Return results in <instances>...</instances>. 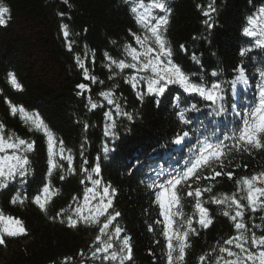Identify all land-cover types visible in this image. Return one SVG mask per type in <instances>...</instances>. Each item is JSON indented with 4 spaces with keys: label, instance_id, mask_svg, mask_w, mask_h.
I'll return each instance as SVG.
<instances>
[{
    "label": "trees",
    "instance_id": "16d2710c",
    "mask_svg": "<svg viewBox=\"0 0 264 264\" xmlns=\"http://www.w3.org/2000/svg\"><path fill=\"white\" fill-rule=\"evenodd\" d=\"M153 2L3 0L9 12L5 14L7 23L0 26V138L5 142L0 156L21 154L20 149L7 148L9 143H18L17 137L32 143L33 151L26 153L25 177L32 180L29 189L19 175L0 188V212L25 227V233L7 237L0 245V264H120L119 260H102L103 255L93 258L91 253L102 246L96 236L105 242L111 237L110 253L119 252L125 235L131 244V260L125 264H168L164 210L172 220L169 235L174 257L178 255L176 236L189 232L184 259L177 264H226L236 259L221 248L244 256L236 247L242 232L248 237L244 246L256 250L251 237L264 234V197H258L253 211L247 201L249 185L243 181L256 176L252 187H264V134L256 136L261 147H252L239 136L242 117L256 126L264 114L250 116L259 107L260 86L264 85L260 77L264 71V12L260 11L264 0H164L168 11L152 8L146 23L140 24L137 16L144 8L138 5ZM158 15L167 16V25L159 32L170 57L159 53V45L146 27ZM62 24L68 25L67 36ZM137 34L142 37L140 43ZM157 58L161 61L158 68L169 69L172 65L167 60L171 59L187 83L202 86L205 95L186 92L181 83L169 84L163 93L149 92V82L156 74L143 64ZM120 60L136 67L121 68ZM241 67L248 84L237 81L233 91L231 83ZM10 72L22 85L20 89L11 84ZM80 83L86 87L79 89ZM208 93L213 100L206 99ZM221 105L225 111L215 115L214 109ZM21 108L33 119L38 115L47 130H37ZM181 111L187 125L180 120ZM125 113L133 119L123 116ZM106 117L114 126L110 130ZM47 131L64 135L67 144L65 148L52 144L51 163ZM185 131L187 137H183ZM101 138L111 145H101ZM97 167L99 172L93 171ZM43 176L49 180L45 184L48 193L41 186ZM174 177L180 183H169ZM94 180L100 184H93ZM105 187L107 197H103ZM88 189L96 195L90 193L86 202ZM37 195L45 203L44 209L36 204ZM101 197L103 204L111 199L112 205L98 215ZM21 200L35 204L19 203ZM198 200L207 209V226L200 224ZM233 201H239V206ZM238 210L243 215L233 220ZM116 212L120 215L109 222L107 218ZM68 217L77 221L75 227L69 226ZM189 222L195 231L189 230ZM105 223L108 228L101 233ZM236 223H243L245 229L237 230ZM116 227L122 229L118 236ZM227 240L233 243L226 244Z\"/></svg>",
    "mask_w": 264,
    "mask_h": 264
},
{
    "label": "snow or ice",
    "instance_id": "6c2138e0",
    "mask_svg": "<svg viewBox=\"0 0 264 264\" xmlns=\"http://www.w3.org/2000/svg\"><path fill=\"white\" fill-rule=\"evenodd\" d=\"M138 7L144 8V12L139 14L137 16V21L140 24H145L147 18L151 15V9L152 8H156V9H163L165 12L168 11V6L167 4L164 2V0H154V2L151 5H147L145 6L144 4H140L138 5ZM133 12H136V8L132 9ZM261 12H264V8H262L260 10ZM9 12V8L3 3V0H0V26L5 25L7 23V18H6V13ZM63 15V14H61ZM205 15H208V13H205ZM206 24H209V22L206 20L205 21ZM162 25H167V16L166 15H158L156 17L155 23L152 25H147L146 27L150 28V31L152 33V35L155 37V42L156 44L159 45V53L165 55L166 57H170L171 56V51L165 52V42L162 39V34L159 32V29ZM209 26H211L209 24ZM61 28L64 32V35L67 36L68 35V25L67 24H62ZM245 32L248 33V35H252L251 32L248 31V29H245ZM136 42L140 43L141 42V37L140 36H135ZM69 47H71V45H69ZM149 51H151V49H149ZM131 54H132V58L133 60L137 59V54H136V50L135 48H133L131 50ZM243 55V53H242ZM77 60V64L80 68H84V64L83 62L80 60V57L77 56L76 57ZM115 63V61H114ZM161 61L159 60V58H157L154 62L152 60H149L147 63L143 64L144 68H149L151 66L152 71L156 74V78L150 80L149 85H148V91L149 92H158V93H163L165 91V88L169 85V84H173V83H181L184 86V89L186 92H199L201 96L205 95V89L202 86H198L196 84H188L187 83V77L181 72L180 68L176 67L175 64H172V60L168 59L167 60V64H171L172 67L169 69L167 67L164 68H158L157 65L160 64ZM119 66L121 68L124 67H136L135 64H129V65H125L123 60L119 61ZM84 75L87 76L88 72L87 70L84 71ZM213 75H215V73H213ZM8 77L10 79L11 84L17 88L20 89L22 87V85L19 83V81L17 80L16 76L14 73H8ZM260 77L262 79H264V71L260 72ZM242 82L245 85L248 84V80L245 78V71L244 68L241 67L239 68V75L237 76L236 80L232 81L231 83V88L234 91L235 90V85L236 82ZM159 85L158 87H153V85ZM77 87L79 89H84L86 87L85 84L80 83L77 85ZM213 88H219V85L217 84H213L212 85ZM260 92H259V107L254 108L251 112H250V116L254 117L257 115V113H264V85L260 86ZM221 92H223V89H220ZM206 99L211 101L214 99V96L212 93H208L206 96ZM221 101L224 100L223 96H220L219 98ZM93 108L96 107L95 104L92 105ZM178 107V105H177ZM195 107V106H193ZM234 107V105H233ZM13 112L17 111V109L15 107H13ZM21 113L24 114L26 119H30L33 121V123L35 124V126L39 129L41 127H45L44 122L42 120H40L39 116L37 115L35 117V119H33V117L29 116L27 113H24V110L21 108L20 109ZM186 111V110H184ZM184 111H181L180 113V120H182L184 122L185 125H187L189 123L188 120L184 119ZM225 111V108L223 107V105H221L219 108L214 109V113L215 115H220L222 112ZM125 115L128 116V119H131V115L125 113ZM243 119V123H244V127L243 130L241 131V134L239 136L240 140H246L248 142V144H250L252 147H261V141L256 139L257 134H264V114H261L259 116V119L261 121V124L256 125V126H251V122L249 118H245L242 117ZM3 129V125H0V130ZM49 154H50V163H51V148H52V136L51 133L49 132ZM189 135V132L185 131L183 132V137H187ZM183 137L178 138L177 142L179 143L180 139H183ZM262 138H264V136H262ZM227 139V137H226ZM199 143V141H198ZM204 143L207 145V139H205ZM5 146V142L2 138H0V151L3 150ZM21 146H23L21 148ZM208 147H211V145H207ZM7 147L13 148V149H20L21 154L17 155L16 152H13V154L11 156H0V188H4L6 187L8 181L15 179L16 175H19L20 177H25L26 172L28 171V168H26L25 166L28 165L29 161L27 159V152H30L33 148L32 143L30 142H26L23 139H19L18 143H9L7 144ZM61 151H63V149H61ZM108 149H105V152H107ZM200 151L203 152L204 149L200 148ZM69 160V163H71V157L69 156L67 158ZM7 162V163H5ZM200 163V160H197V165ZM197 165H193V168H195ZM99 168H95L93 169V171L95 172H99ZM192 168L188 169V172H192ZM219 175V174H217ZM229 176H231V173H228ZM262 176H264V173L261 174ZM91 178V177H89ZM257 179L256 176H253L251 178V180L245 179L243 181L244 184L249 185L248 187V194H247V201L248 204L252 206L253 211H255L256 209V204H257V199L258 197H264V187H252V181H255ZM21 183H23V181H21ZM169 183H180L179 179H176L175 177L173 178V181H169ZM93 184L95 185H99L100 181L99 180H94ZM161 187H163V185H161ZM49 189L47 186L44 187L43 192L44 193H48ZM114 191V189H113ZM92 194L93 197H95L96 193L94 192L93 189H88L85 192V200L87 202L88 198H89V194ZM189 195H192V193L190 192ZM195 195L197 197L200 196V191L197 190ZM109 196V190L107 187L104 188L103 190V197H107ZM103 197H101V204L97 205V211H98V215H103L104 212L107 211V209L109 207H111L112 205V200L109 199L107 201V204H103ZM17 201V198L14 197L13 198V202L15 203ZM35 202L36 204L39 205V207L41 209L45 208V203L41 202V197L39 195H37L35 197ZM234 203H236L239 206V201H233ZM217 203H221V201H217ZM264 203V202H262ZM231 205H229L230 207ZM161 207L163 208V204L161 205ZM196 208L199 209L200 213H201V219H200V224L202 226H207L208 223H210V221H206L204 219V214L207 212V209L201 206V203L199 202V200L196 203ZM80 209H77V212H79ZM228 213H225V215H227ZM120 215L119 212L115 213V216H109L107 219L109 222H111V220L115 219V217H118ZM161 215L164 216V222H165V227H164V236L168 238V251H167V259H168V264H177L178 261H183L184 256H185V250L186 247H188V245L185 243L186 238L189 235L188 231H185L183 233V236L181 237L180 235L176 236V239L179 241L178 244V255L177 256H173V251L175 250L173 243L171 242L172 237L169 235V230L172 227V220L169 217V214L166 210L161 212ZM243 215V212L238 210L236 211L235 216L232 217L233 220H236L237 217H240ZM93 219H97V217H93ZM89 218L85 217V222H88ZM261 220H264V217H261ZM63 222V221H62ZM68 223L70 227H75L77 221L72 219V217H68ZM0 225H2V227H0V245H4L6 243V238L7 237H15V236H19L23 233H25V227L23 226L22 222L20 220H14L12 216H6L4 215L2 212H0ZM256 227H260V225H256ZM108 228V223H105L104 226L100 229L101 233L105 232V229ZM235 228L237 230H242L245 229V225L243 223H236L235 224ZM189 230L191 231H195V229L191 228V223L189 222ZM122 231V229L120 227H116L115 228V234L118 236L119 233ZM239 239V243L236 244V247L238 249H240V251L242 253H245L244 256H240L236 253H233L231 251H229L226 248H221L220 251L221 252H225L228 251L229 256L232 255H236V259L232 260L230 262H226V264H244L245 261H251V264H264V234L259 235L258 237L253 234L251 237V245L255 246L256 250H250L249 248H246L244 246V241L248 240V237L245 236L243 234V232L241 233ZM96 240L101 242V245H97L95 247V249L92 251L91 255L93 258H98V254H102L103 255V259L106 261H117L119 260L120 264H125V261H129L131 260V244H130V238L125 235L123 237L122 243L119 247V252H117V250H112L109 253V249L112 248V243H111V237H109V241L105 242V241H101V237L100 236H96ZM226 244H232L233 241L232 240H227L225 242ZM71 259V258H70ZM204 257H201V260H203ZM219 261V257L217 258V262Z\"/></svg>",
    "mask_w": 264,
    "mask_h": 264
},
{
    "label": "bare ground",
    "instance_id": "6f19581e",
    "mask_svg": "<svg viewBox=\"0 0 264 264\" xmlns=\"http://www.w3.org/2000/svg\"><path fill=\"white\" fill-rule=\"evenodd\" d=\"M138 36H140L141 37V35H139V34H137ZM142 38V37H141ZM141 75V74H140ZM141 77H145V76H143V75H141ZM156 101L157 102H161V100L160 99H156ZM13 114V113H12ZM123 116H127V115H125V114H123ZM128 117V116H127ZM133 119V118H132ZM27 120V119H26ZM29 121H31L30 119H28ZM121 120V119H120ZM106 127H108L109 128V130L111 129V128H113L114 126H112V121H111V119H109V117H106ZM34 125V124H33ZM35 126V125H34ZM35 128L38 130V128L35 126ZM41 130H43L44 129V127H41L40 128ZM50 131V130H49ZM49 131H47L46 133H47V138L49 139ZM51 133V136H52V144H54L55 146H59L60 144V147L61 148H65L66 146H67V144H66V139H65V137H64V135H60L59 133H55L54 131L53 132H50ZM17 138H19V139H23V137H17ZM7 140H9V138H7ZM117 140V137H114V139H113V142L114 141H116ZM56 142V143H55ZM91 141H89V143H90ZM100 143H101V145H111L109 142H107L106 141V139H104V138H101L100 139ZM111 148H113V149H116V145L114 144H112V146H111ZM111 148L107 151V152H105V153H108L110 150H111ZM32 151H33V148H32ZM31 152V151H30ZM102 153V152H101ZM64 154H66V152H64ZM67 155V154H66ZM68 156H72L70 153L68 154ZM64 158L65 157H67V156H63ZM52 158V160L54 161V157H51ZM60 160V157L58 158V160L56 161V162H58ZM43 179L45 180V182L44 183H41V186H42V188L44 189V187H45V184L46 183H48L49 182V180L47 179V177L46 176H43ZM22 181H24L25 183H23L22 185L23 186H25L27 189H29V185L32 183V180L31 179H29V178H26V177H22ZM17 184V183H16ZM49 185H50V183H49ZM19 186V185H18ZM51 186V185H50ZM41 200H42V198H41ZM30 203H33V204H35L34 202H32V201H29ZM29 202L27 201V200H21L19 203H26V204H29ZM101 257H102V254H100L99 256H98V258H100L101 259ZM102 260H104V259H102ZM85 263H87L88 261H84Z\"/></svg>",
    "mask_w": 264,
    "mask_h": 264
},
{
    "label": "rangeland",
    "instance_id": "374dc122",
    "mask_svg": "<svg viewBox=\"0 0 264 264\" xmlns=\"http://www.w3.org/2000/svg\"><path fill=\"white\" fill-rule=\"evenodd\" d=\"M8 148V147H7ZM10 151H13L12 149H10Z\"/></svg>",
    "mask_w": 264,
    "mask_h": 264
}]
</instances>
